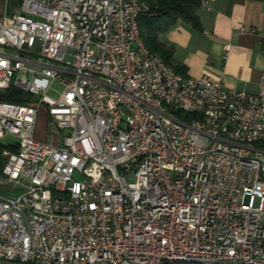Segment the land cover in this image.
<instances>
[{
  "label": "built area",
  "instance_id": "1",
  "mask_svg": "<svg viewBox=\"0 0 264 264\" xmlns=\"http://www.w3.org/2000/svg\"><path fill=\"white\" fill-rule=\"evenodd\" d=\"M17 1L0 264H264V76L246 94L175 72L140 39L141 0Z\"/></svg>",
  "mask_w": 264,
  "mask_h": 264
},
{
  "label": "crops",
  "instance_id": "2",
  "mask_svg": "<svg viewBox=\"0 0 264 264\" xmlns=\"http://www.w3.org/2000/svg\"><path fill=\"white\" fill-rule=\"evenodd\" d=\"M200 1V30L178 21L158 41L186 76L209 75L226 89L256 94L264 76V0ZM17 7V0H0V16Z\"/></svg>",
  "mask_w": 264,
  "mask_h": 264
},
{
  "label": "trees",
  "instance_id": "3",
  "mask_svg": "<svg viewBox=\"0 0 264 264\" xmlns=\"http://www.w3.org/2000/svg\"><path fill=\"white\" fill-rule=\"evenodd\" d=\"M148 6V11L137 19L139 35L144 46L151 52L159 55L165 63L175 72L185 75V66L174 63L172 50L158 41L160 34L173 28L178 21L200 30L198 10L201 7L200 0H141ZM27 96L19 89L10 87L0 91V102L24 103ZM8 145L0 142V176L5 164L2 156L3 149Z\"/></svg>",
  "mask_w": 264,
  "mask_h": 264
},
{
  "label": "rangeland",
  "instance_id": "4",
  "mask_svg": "<svg viewBox=\"0 0 264 264\" xmlns=\"http://www.w3.org/2000/svg\"><path fill=\"white\" fill-rule=\"evenodd\" d=\"M69 60H71V58H67ZM53 88L56 91H50L48 94L51 96H57L58 93L60 92L61 88L58 85H54ZM49 132L46 131V126H45V114H44V108H42V110L39 112V116H38V122L36 125V130H35V139L37 140H41V141H45L47 139ZM61 136L63 137L65 135V131L61 132ZM10 140H13L11 138H6L3 140V143L7 144L8 142H10ZM0 191L6 195H10V196H15L20 194V190L16 189L14 187H12V185H7V186H0Z\"/></svg>",
  "mask_w": 264,
  "mask_h": 264
}]
</instances>
